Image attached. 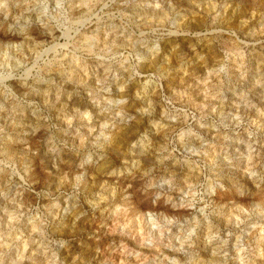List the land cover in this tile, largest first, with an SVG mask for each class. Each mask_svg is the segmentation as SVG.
Wrapping results in <instances>:
<instances>
[{
  "label": "rangeland",
  "instance_id": "obj_1",
  "mask_svg": "<svg viewBox=\"0 0 264 264\" xmlns=\"http://www.w3.org/2000/svg\"><path fill=\"white\" fill-rule=\"evenodd\" d=\"M0 264H264V0H0Z\"/></svg>",
  "mask_w": 264,
  "mask_h": 264
}]
</instances>
